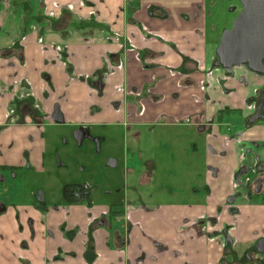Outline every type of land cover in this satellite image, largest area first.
Wrapping results in <instances>:
<instances>
[{
  "label": "crops",
  "instance_id": "1",
  "mask_svg": "<svg viewBox=\"0 0 264 264\" xmlns=\"http://www.w3.org/2000/svg\"><path fill=\"white\" fill-rule=\"evenodd\" d=\"M83 1L86 8L48 18L47 0H0V183L7 172L21 181L0 186V264H124L116 255L127 224L120 216L95 221L87 247L74 231L88 225L85 205L98 212L121 198L133 242L125 260L141 248L143 264H248L244 255L264 237L256 168L264 165V119L249 122L247 101L264 75L245 66L208 72L228 28L216 18L219 0ZM70 73L91 74L97 90ZM18 101L40 120L17 111ZM87 133L101 134L106 157L102 148L94 159L77 158L71 141ZM115 139L119 148L108 145ZM73 160L88 175L93 165L101 172L96 184L77 183L74 197L75 183L60 180ZM120 167L131 176L126 194L116 190ZM53 180L60 197L52 189L32 195L31 185L48 189Z\"/></svg>",
  "mask_w": 264,
  "mask_h": 264
},
{
  "label": "water",
  "instance_id": "2",
  "mask_svg": "<svg viewBox=\"0 0 264 264\" xmlns=\"http://www.w3.org/2000/svg\"><path fill=\"white\" fill-rule=\"evenodd\" d=\"M240 11L234 16L229 28L222 30L216 47V65L229 70L234 66L245 65L255 73L264 74V0H238ZM263 96L257 112L249 122L262 118ZM260 182L255 191L260 189ZM257 250L264 253V238L257 242Z\"/></svg>",
  "mask_w": 264,
  "mask_h": 264
},
{
  "label": "rangeland",
  "instance_id": "3",
  "mask_svg": "<svg viewBox=\"0 0 264 264\" xmlns=\"http://www.w3.org/2000/svg\"><path fill=\"white\" fill-rule=\"evenodd\" d=\"M216 7H217V9H216L217 10L216 18L225 19V25H228L227 27L229 28L230 27L229 24L232 23V20L234 18V16H233L235 14L234 11H236V13H237L238 10L241 9V4L239 3L238 0H219L217 2V6ZM230 8L232 9V12H231ZM60 11H63V9H61ZM211 30H213V29H211ZM145 32L147 34V37H149V36H153V37L154 36H159V34H157L155 32H152V31L148 30L147 28H145ZM213 35H214V32H211L210 33V37H212ZM219 37H220V35H218V38ZM214 38H217V35H216V37L214 35ZM214 40H216V39H214ZM119 70H122V65L119 68ZM91 90L92 91H96L97 90L95 84L92 86ZM128 92H130V89H128ZM134 92H139V91H135L134 90ZM130 93L131 94H129V95H132V97L135 96L134 93H132V92H130ZM84 129L88 133H91L88 130V127L86 128L84 126ZM91 134H88L86 139H84L82 142H76V141L73 142L74 141L73 139L71 141L70 146H72L73 149L78 153V157L77 158L79 160L82 159V158H88V160L96 158L95 156H99L98 151L101 150L102 148H103L102 150H104V153L102 152L100 154V156L101 157H106V155H104V154H106L105 150L107 149V146L105 147V149H104V147L101 146V142H102L101 137H100L101 134H99L98 137H95V138L92 137ZM108 145H110V147H112V148H116V147L119 148L120 147V144L118 143V141L116 139L114 141H111ZM83 154H86L88 156L85 157ZM91 155H95V156H91ZM72 162H73V164L68 166L70 170H68V171L66 170V172L64 174L60 175L62 177L60 179L61 181H68L70 183H75V184L72 185V186H75V187H78L77 183H81L82 181H85V180H87L89 185L90 184L91 185L92 184H96V182L98 181V180L96 181V179L98 178L99 174L101 173L100 169L98 171V173L100 172L99 174L96 172V170H95V166L96 165H93V171L91 173H89V175H88L87 170L86 171L81 170L82 168H80V166H83L81 163L76 162L74 160ZM107 169H110L109 166H106L105 170H107ZM71 170H72V172H71ZM120 170L117 171L119 187H117L116 190L118 192H122L123 194H126V183L129 185V179H130L131 176L124 174L121 167H120ZM132 176H133V174H132ZM19 184H21V181H19L18 178H15L12 173L7 172L4 181H2L0 183V186L3 187V189L1 191L2 192L6 191L8 187L9 188H12V187L17 188V186ZM30 187H31V190L33 191L32 195L34 197L36 196V194L38 192L47 191L49 189H52V191L54 192V196L55 197H60L61 196L60 195L61 194V190L58 188V185H55V180L50 182V186L48 187V189L45 188L44 184H42V183H35V184L31 185ZM248 189L251 191V193L253 192L252 188L250 189V187H249ZM120 202H122V198H121ZM118 216H120V218H121V219H119L120 221L126 220L124 218V216H123V218L121 217L122 214H118ZM121 247H122V244H121ZM250 253H251L252 257L254 256V254L256 255L255 258L259 257V254L256 253V252L250 251ZM255 258H254L253 263L247 261L246 259H243V260L246 261L248 264H256V263L264 264L263 259H260L259 261H257Z\"/></svg>",
  "mask_w": 264,
  "mask_h": 264
},
{
  "label": "flooded vegetation",
  "instance_id": "4",
  "mask_svg": "<svg viewBox=\"0 0 264 264\" xmlns=\"http://www.w3.org/2000/svg\"><path fill=\"white\" fill-rule=\"evenodd\" d=\"M44 10L46 11V14H47V17L48 18H54L55 17L54 15L51 16L50 14L47 13L46 5H44ZM37 42L39 43V46L45 44L44 42H42V40H41L40 37H38ZM218 42H219V40H218ZM56 50H57V48H56ZM57 51H60V48ZM108 60H110V59L108 58ZM217 60H218V57H217V54H216L215 55V63H214V65L211 68L208 69V72H210V70H215V69H221V70L223 69V70H226V69L222 68L220 65H216ZM63 62L65 63V65H67V63L64 60H63ZM242 66H245V65H242ZM231 69H229V70H231ZM258 74H261V73H258ZM86 75H88V78H85ZM69 79H70V81H73L74 80V81H78V82L84 83L85 85H87L91 89H92V86L94 85V83H93V76L91 74H89V73H85V74H77V73L73 74V73H70L69 74ZM202 82H203V80H202ZM202 82H201V86H199L198 88H200V90H202V91H206V88L207 87H206V85H203ZM114 89H115V91H113V94L120 93V89H121L120 88V85H115V88ZM259 91H260V93L258 94V96L256 98L247 101V107H249V109H252L253 110V114L251 116H253L257 112L258 105H259L260 100H261V98L263 96L264 86ZM130 92H134V91L133 90H130ZM110 104L113 107V111L115 113H119L121 111L120 104H119V100L118 101L117 100H115V101L112 100L110 102ZM143 110H144V106L141 103V108L138 111V114H141L143 112ZM260 113L264 116V104H263L262 109L260 110ZM260 119H262V118H259L257 120H260ZM256 168H257L259 174L264 175V165L257 163L256 164ZM240 170H242V169L240 168ZM237 174H238V172H237ZM255 179H256V184L257 185H258L259 182L261 184V179L262 178H261L260 175H258ZM80 191H81V189L79 187H73V188H71L69 190V193H70L69 195H72L74 197V195L76 194L77 196H79V192ZM254 191H255V188H254ZM38 193H40V194H37L36 198L37 199H41L42 198V192H38ZM121 203L114 204V205H111V206H108V207H104L102 210L100 209L101 211L99 210L98 212L95 211V210H92L91 207H90V204L85 205L86 212H87V223H88V225L86 226V228H80L77 224L74 225V231H76L77 233L81 232L84 235V238L81 239V243L85 247L89 246L93 242L92 240H93V231H94V229L92 227H90V226L95 221L96 222H99L101 218H108V217H116V216H118L117 214L114 215V216H112L111 215V210L114 209L116 211V210H119V208H121V210L123 211L122 204ZM233 208L235 209V213H237V210H239L238 206H233ZM212 219H213V222L211 224H209V225L216 224V217L213 216ZM125 221L127 222V224L126 223L124 224V226L122 228V231L123 232H122V235L120 236V237H122V241L120 240L121 242H117V244H116V248L119 249L118 250L119 251L118 252L119 254H116L117 255V258L119 260H121V261L124 260V264H128V263L143 264V262L145 260V254H144V252H143V250L141 248H139V251H138L139 252V255H137V257H134V258L129 259L130 261L125 260V259H127V255L125 253V250H127V249H129V248H131L133 246L132 236H131V229H130V226H129V220H125ZM96 229L97 228H95V230ZM223 229L225 230V234H226L227 240H229V236L230 235L228 233V230L230 228H223ZM214 232L215 231L212 230V233H214ZM210 238L213 239L214 236H211ZM262 238H264V237H262ZM223 240L224 241L221 244L223 246L222 248L225 249L226 248V245H227V243H226L227 240L225 238ZM257 242L255 244V249L253 250V252L258 253L259 254V257L255 258V256H256L255 254L252 257L251 253L249 252V253H246L244 255L243 259H246L247 261L252 262V263L254 261V258L257 261H259L260 259H263V261H264V253H261V252H259L257 250V247H256ZM121 243H122V247H121ZM86 261L87 262H91V260H88V259H86ZM91 263H93V262H91ZM206 264H218V263H215V262H207ZM256 264H258V263H256Z\"/></svg>",
  "mask_w": 264,
  "mask_h": 264
},
{
  "label": "built area",
  "instance_id": "5",
  "mask_svg": "<svg viewBox=\"0 0 264 264\" xmlns=\"http://www.w3.org/2000/svg\"><path fill=\"white\" fill-rule=\"evenodd\" d=\"M47 1L50 2V4L49 3L46 4V10H47V13L50 14L51 16H53V15L56 16L57 14L62 12V11H60L61 9L69 10V11L75 13L80 8H86L87 7L86 3L83 0H78L76 2V4L71 3V2L61 4L57 0H47ZM89 13H94V10H90ZM120 47L123 48L124 46L121 45ZM130 47L133 48V46L131 44H130ZM121 65L122 64L120 62H118V68H120ZM85 78H88V75H86Z\"/></svg>",
  "mask_w": 264,
  "mask_h": 264
},
{
  "label": "trees",
  "instance_id": "6",
  "mask_svg": "<svg viewBox=\"0 0 264 264\" xmlns=\"http://www.w3.org/2000/svg\"><path fill=\"white\" fill-rule=\"evenodd\" d=\"M16 108L17 111H19L21 114H27L31 117V119L35 122H38L40 120V116L38 115V113L36 112V110H34L29 101H18L16 104ZM222 112H219L218 115H220ZM118 215V214H123V211L121 210V208H119V210H111V215Z\"/></svg>",
  "mask_w": 264,
  "mask_h": 264
}]
</instances>
